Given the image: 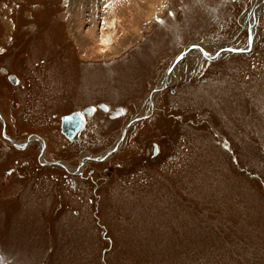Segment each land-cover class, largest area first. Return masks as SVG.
Returning <instances> with one entry per match:
<instances>
[{
  "label": "rangeland",
  "instance_id": "rangeland-1",
  "mask_svg": "<svg viewBox=\"0 0 264 264\" xmlns=\"http://www.w3.org/2000/svg\"><path fill=\"white\" fill-rule=\"evenodd\" d=\"M103 1L116 18L109 49L97 40L100 12L90 36L71 0H0L9 135L21 148L46 137L47 157L70 167L116 144L64 182L41 165L39 139L23 152L0 122V264H264V0ZM85 106V128L65 142L60 114Z\"/></svg>",
  "mask_w": 264,
  "mask_h": 264
},
{
  "label": "bare ground",
  "instance_id": "bare-ground-1",
  "mask_svg": "<svg viewBox=\"0 0 264 264\" xmlns=\"http://www.w3.org/2000/svg\"><path fill=\"white\" fill-rule=\"evenodd\" d=\"M11 0H9V2H10ZM27 1V0H26ZM59 2H60V0H58ZM64 1V0H63ZM109 1V0H108ZM111 1V0H110ZM109 1V2H110ZM113 1V0H112ZM115 1V0H114ZM118 1V0H117ZM125 1V0H124ZM129 1H131V0H129ZM138 1H141V0H138ZM146 1H148V0H146ZM158 1V0H157ZM9 2H5L4 4H8ZM13 2V1H12ZM11 2V3H12ZM49 2V1H48ZM137 2V1H136ZM136 2H133V4L135 3V5H137V3ZM161 2V1H160ZM18 3V2H17ZM21 3V2H20ZM54 3V2H53ZM115 3V2H114ZM138 3H140V2H138ZM142 3H144V2H142ZM142 3H141V5H142ZM14 4H15V2H14ZM56 4H58V2H56ZM61 4V3H60ZM71 4L73 5V9H74V11H73V13L72 14H74L73 15V17H77L78 19H79V21H80V24L79 25H87V30H86V32H87V34L88 35H90V36H93L94 34H96V33H94V26H95V22H96V20H97V18H98V15L100 14L101 16H102V25H101V27H99L100 28V38H97V40H99L98 42H100L101 43V45L102 44H106L105 45V47H106V49H109V47H107L108 45V43L103 39V36L105 35V30L107 29V31H108V29H110V30H115L116 28V18H112L111 20H108V19H106L105 17H109V16H106V15H108V13L111 11V7L110 6H112V5H109L108 6V3H105L104 4V1L103 0H71ZM125 4H127V3H125ZM160 4H162V3H160ZM9 5V4H8ZM37 5V4H36ZM40 5V4H39ZM39 5H37V6H39ZM50 5V4H49ZM115 5V4H114ZM145 4H143V6H144ZM155 5V4H154ZM7 6V5H6ZM11 6V5H10ZM62 6H65V5H62ZM71 6V5H70ZM101 6V10L99 9V7ZM108 6V7H107ZM120 7H119V9L118 10H122V8L124 9V6L125 5H119ZM128 6V5H127ZM133 6V5H132ZM258 6H260V5H258ZM4 7V6H3ZM18 7H21V5L20 6H17V8ZM36 7V6H35ZM50 7V6H49ZM51 7H55L54 5L53 6H51ZM61 7V6H60ZM128 7H130V5L128 6ZM136 7H138V5L136 6ZM136 7H134V8H136ZM159 7V6H158ZM2 8V7H1ZM5 8H7V7H5ZM26 8V7H25ZM32 8H33V6H32ZM31 8V10H34V9H32ZM37 8V7H36ZM39 8V7H38ZM40 8H41V5H40ZM56 8V7H55ZM140 8V7H139ZM143 8V7H142ZM142 8H140V9H142ZM259 7H256V8H254V12H252V18L251 19H253V21L254 20H256V18H257V11L259 12V9H258ZM11 9V7L9 8V10ZM19 9V8H18ZM26 9H28V8H26ZM42 9H43V7H42ZM42 9H39V11H42ZM48 9V8H47ZM66 9V8H65ZM69 9H70V7H69ZM63 10V9H62ZM61 10V11H62ZM68 10V9H67ZM113 10V9H112ZM129 10V9H128ZM138 10V9H137ZM161 10V9H160ZM12 11H13V9H12ZM16 13H18L19 11L18 10H14ZM18 11V12H17ZM27 11V10H26ZM35 11H37V10H35ZM49 11V10H48ZM69 11V10H68ZM140 12H144L143 10H139ZM15 12H14V17H15ZM46 11H43V13L44 14H46L45 13ZM58 12V11H57ZM100 12V13H99ZM113 12H117V11H113ZM121 12H123V11H121ZM135 12H136V10H135ZM138 12V11H137ZM161 12V11H160ZM20 13V12H19ZM21 13H22V11H21ZM32 13H34V11L32 12ZM38 13V12H37ZM39 13H41V12H39ZM59 13H60V11H59ZM63 13V12H62ZM61 13V16L64 14H62ZM66 13V12H65ZM118 13H119V11H118ZM127 13V12H126ZM5 14H7V12L5 13ZM13 14V13H12ZM30 14V13H29ZM42 14V13H41ZM53 14L55 15L56 13H54L53 12ZM138 14V13H137ZM32 15H34V16H36V14L34 13V14H32ZM38 15H40V14H38ZM53 15V16H54ZM105 17H104V16ZM145 15V14H144ZM2 16V15H1ZM41 16V15H40ZM40 16H39V20H40ZM45 18H46V16H48V15H43ZM59 16V15H58ZM72 16V15H71ZM153 16H155V15H153ZM152 16V17H153ZM9 17V16H8ZM22 17V16H21ZM114 17H116V16H114ZM131 17H133V16H131ZM140 17V16H139ZM6 18V17H5ZM10 18V17H9ZM16 18V17H15ZM30 18H32V20L31 21H33L34 20V18H36V17H30ZM55 18H57V17H54V19ZM64 18H66V17H64ZM68 19L70 18V17H67ZM119 18V17H118ZM124 18V17H123ZM19 19V18H18ZM21 19H23V18H21ZM38 19V18H37ZM67 19V20H68ZM72 20H73V18H71ZM70 19V20H71ZM130 19V18H129ZM225 19V18H224ZM8 20H10V19H8ZM27 20V19H26ZM25 20V21H26ZM55 20H58V19H55ZM69 20V21H70ZM38 21V20H37ZM36 21V22H37ZM47 21H48V19H47ZM69 21H68V24H69ZM117 21H119V20H117ZM19 22H20V19H19V21H18V23L17 24H19ZM39 22H42L41 20L39 21ZM44 22H45V20H44ZM43 22V23H44ZM76 22V21H75ZM74 22V23H75ZM100 22V23H101ZM128 22H129V20H128ZM10 23V22H9ZM33 23V22H32ZM35 23V22H34ZM43 23H40L41 25H45L46 27H47V24H43ZM46 23V22H45ZM48 23V22H47ZM61 23V22H60ZM62 23H63V21H62ZM61 23V24H62ZM74 23H73V25H71V26H74ZM85 23V24H84ZM1 24V23H0ZM28 24H29V20H28ZM36 24V23H35ZM38 24V23H37ZM67 24V25H68ZM10 25H13V22L11 21V23H10ZM20 25V24H19ZM39 25V24H38ZM78 25V26H79ZM9 26V25H8ZM45 26H44V28H45ZM55 26V25H54ZM119 25H117V27H118ZM122 26V25H121ZM129 26V25H128ZM142 26V25H141ZM1 27V26H0ZM4 27H6V25H4ZM16 27V26H15ZM21 27V26H20ZM19 27V28H20ZM26 27H28V26H26ZM30 27V26H29ZM69 27V26H68ZM84 27V26H83ZM47 28H49V27H47ZM54 28V27H53ZM78 28H80V26L78 27ZM78 28H76L77 29V31H78ZM82 28V27H81ZM123 28V27H122ZM129 28V27H128ZM1 29H3V28H1ZM0 29V30H1ZM9 29H12V27H10ZM9 29L7 30V31H9ZM125 29V28H124ZM46 30H48V32H49V29H46ZM52 30H54V29H52ZM52 30H50V31H52ZM137 30V27H135L134 28V31H136ZM6 31V32H7ZM26 31V30H25ZM40 31V30H39ZM71 31H73V30H71ZM128 31H129V29H125L124 31H123V33L121 34V35H123L125 38H127V37H129V34H127L128 33ZM133 31V32H134ZM255 31V27H254V25L252 26V28H251V33L253 34V32ZM13 32H14V30H13ZM26 32H28V31H26ZM40 32H42V30L40 31ZM44 32V31H43ZM47 32V33H48ZM115 32V31H114ZM137 32V31H136ZM15 34H16V32H14ZM121 33V32H120ZM142 33V32H141ZM4 34H6V33H4ZM3 34V35H4ZM42 35L44 34V33H41ZM49 34V33H48ZM51 35L53 34V32L52 33H50ZM84 34H85V32H84ZM84 34H82V36L80 37V41H81V43L82 44H84V40H83V42H82V39H85L86 37H84ZM137 34H138V32H137ZM27 35V34H26ZM40 35V34H39ZM47 35V34H46ZM54 35H56V34H54ZM71 35V34H70ZM69 35V36H70ZM88 35H85V36H87V37H90V36H88ZM120 35V36H121ZM132 35V34H131ZM139 35V34H138ZM9 36H10V34H9ZM12 36V35H11ZM14 36V35H13ZM24 35H22L21 36V39H23L22 37H23ZM50 36V35H49ZM73 36H74V33H73ZM252 36V35H251ZM31 37V36H30ZM34 37H36V35H34ZM54 37H58V36H53L52 38H51V40H54L55 38ZM98 37V36H97ZM37 39H41V37H36ZM42 38H43V36H42ZM73 38V37H72ZM75 38V37H74ZM76 38H78L77 36H76ZM122 38V37H121ZM124 38V39H125ZM9 38H7V40H8ZM14 39V38H13ZM20 39V38H19ZM28 39V38H27ZM136 39V38H135ZM17 40V39H16ZM29 40V39H28ZM28 40H26V41H24V42H29ZM50 40V38L47 40V41H49ZM90 40V39H89ZM23 41V40H22ZM34 41V40H33ZM33 41H32V43H33ZM36 41V40H35ZM40 41V40H39ZM42 41H44V43H45V39H43ZM91 41V40H90ZM18 42V41H17ZM54 42H59V41H57V39H55L54 40ZM78 42H79V40H78ZM86 42H88V40L86 41ZM97 42V41H96ZM126 42H128V41H126ZM136 42V41H135ZM5 43V42H4ZM10 43V42H9ZM43 43V44H44ZM19 44V43H18ZM27 44V43H26ZM58 44V43H57ZM79 44H80V42H79ZM78 44V45H79ZM85 44H87V43H85ZM5 45V44H4ZM25 45V44H24ZM46 45V44H45ZM54 45V44H53ZM248 45V44H247ZM247 45H245V46H241V48L243 49V48H246L247 47ZM15 46L17 47V45L15 44ZM18 46H20V44L18 45ZM30 46H32V45H30ZM39 46V45H38ZM109 46H111V45H109ZM2 47V46H1ZM4 47V46H3ZM103 47V46H102ZM26 48V47H25ZM82 48V47H81ZM86 48V47H85ZM238 48H240V47H238ZM2 49V48H1ZM9 49V48H8ZM13 49V48H12ZM57 49V48H56ZM89 49V48H88ZM93 49V48H92ZM103 49V48H102ZM106 49H104V51L106 50ZM111 49V48H110ZM3 50H5V48L3 49ZM7 50V49H6ZM8 51V50H7ZM20 51V50H19ZM19 51H18V53H19ZM25 52H26V50H24ZM89 51V50H88ZM93 51H94V49H93ZM99 51V50H98ZM103 51V50H102ZM103 51V52H104ZM46 52V51H45ZM45 52H43V53H41V54H45ZM56 52H58V51H56ZM92 52V51H91ZM115 52H117L116 50H115ZM2 53H6V52H2ZM60 53V52H59ZM92 53H94V52H92ZM102 53V52H101ZM206 54H202L203 56H205L206 58H207V55L208 54H211V56L210 57H212V55L214 54V52L213 53H208L207 51L205 52ZM218 54H219V52H217ZM7 54V53H6ZM14 54H16V53H14ZM12 55V56H15V55ZM25 54V53H24ZM54 54V53H53ZM103 54H105V53H103ZM222 54H224V53H222ZM221 54V55H222ZM228 54V53H227ZM20 55H22V53L20 54ZM52 55V54H51ZM56 58H57V60H59V57H58V54L56 53ZM2 56V55H1ZM17 56H19V55H17ZM16 56V57H17ZM65 56V55H64ZM225 56V55H224ZM235 56V55H234ZM9 57H10V55H9ZM20 57V56H19ZM18 57V58H19ZM50 57H52V56H48V59H50ZM55 57V56H54ZM170 57H172V56H170ZM8 58V57H7ZM6 58V59H7ZM11 58V57H10ZM24 58H26V57H24ZM46 58V57H45ZM198 58V57H197ZM47 59V58H46ZM53 59H55V58H53ZM197 60V59H196ZM200 60V59H199ZM62 62V61H61ZM65 62V61H64ZM63 62V63H64ZM196 62V61H195ZM180 65V63L178 64V66ZM175 66V65H174ZM3 68V67H2ZM58 68V67H57ZM3 71H7V69L5 68ZM174 70H172V72H173ZM176 71V70H175ZM170 73V74H168L167 75V79H166V82L165 83H163V81L162 82H160L161 84H162V86H164V84L165 85H168L169 84V82L171 81V78H172V74L173 73ZM15 77H16V75H15ZM166 77V76H165ZM16 79H17V81H18V78L16 77ZM17 81L15 82V83H17ZM12 83V82H11ZM159 82L158 83H156V88L158 87V85L160 84ZM159 93H161V92H159ZM157 94V91L155 90V91H153L152 93H151V100L153 101V98H154V96ZM161 95V94H160ZM104 104V103H103ZM259 104V103H258ZM256 105V104H255ZM255 105H253L254 107H255ZM260 106V105H259ZM258 106V107H259ZM263 106V105H262ZM264 107V106H263ZM145 108V107H144ZM220 110H221V108H219ZM144 110V109H143ZM251 110H252V108H251ZM259 110H261L260 108H259ZM264 110V109H263ZM71 111H73V110H71ZM71 111H69V112H71ZM81 111V110H80ZM152 111H153V109H152ZM69 112H66V113H64V114H68ZM144 113V112H143ZM63 114H60V116H59V119H58V125H60V118H61V116H62ZM249 115V114H248ZM262 115V114H261ZM260 115V116H261ZM87 116H90V115H87ZM263 116V115H262ZM82 117V116H81ZM263 118H264V116H263ZM83 120H82V124L84 125V117L82 118ZM259 119V118H258ZM261 120V119H260ZM263 121H264V119H262ZM131 121V120H130ZM142 120H140V122H141ZM0 122L2 123V126H3V124H4V136H5V138L7 139V141L11 144V141H13L14 143H16V140L14 139V138H12L10 135H9V133L7 132V130H6V125H7V123H6V121H5V119H4V116L2 115V113H1V111H0ZM129 122V121H128ZM247 122H249V121H247ZM257 122V121H256ZM137 123H139V122H137ZM124 125H126V124H124ZM250 125V124H249ZM254 125V124H253ZM262 127H263V122H262ZM1 126V125H0ZM250 127V126H249ZM252 127V126H251ZM82 128H83V126H82ZM82 128H81V130H79L76 134H75V136L73 137V139L72 140H74V138L76 137V136H78L81 132H82ZM264 128V127H263ZM1 129V128H0ZM122 129V128H121ZM252 129V128H251ZM123 130H124V127H123ZM250 130V129H249ZM256 131V130H255ZM1 134V133H0ZM120 134V133H119ZM31 137V138H30ZM63 138H64V141L66 142V141H69V140H67L64 136H63ZM4 139V138H3ZM5 139V140H6ZM28 142H27V145H26V148L25 149H23L22 151L23 152H25V151H28V150H30V147L32 146V144L34 143V141H36V140H38V138L35 136H33V135H31V136H29L28 138ZM119 139V138H118ZM2 140V139H1ZM5 140H3V141H5ZM124 140V139H123ZM129 140V139H128ZM131 140V139H130ZM18 141V140H17ZM40 143H38L39 144V146H38V151H41V149H42V151H41V153H42V155H41V158H40V162L43 164V165H45V166H48V167H50V165L51 164H53V163H50V162H55L56 161V159L54 158H52V159H50V158H48L47 157V151H48V139L46 138V137H44V136H42V137H40L39 138V140H38ZM127 141V140H126ZM21 142V141H20ZM126 143V142H125ZM128 143V142H127ZM131 143H132V141H131ZM131 143H130V145H131ZM16 144H18V142L16 143ZM129 145V146H130ZM13 146V145H12ZM113 146H115V145H113ZM111 147V146H110ZM135 147V146H134ZM13 148V147H12ZM125 148V147H124ZM18 149V148H17ZM107 149V151H108V149L109 148H106ZM126 149V148H125ZM128 149V148H127ZM117 150H118V148H117ZM116 151V150H115ZM105 152H106V150H105ZM123 152H124V150H123ZM122 151L121 152H119V153H117L118 155L120 154V153H123ZM104 153V152H103ZM103 153H101V154H103ZM111 153H113V152H110L109 153V155H108V157L106 156V159L105 160H107L108 158H109V156H111V155H114V153L113 154H111ZM133 155V154H132ZM96 155H91V154H83L80 158H79V160H80V167H84L87 163H89V161L93 158H96L95 157ZM140 156V155H139ZM112 157H114V156H112ZM111 157V158H112ZM116 157V156H115ZM117 158H119V157H117ZM128 158V157H127ZM60 160V159H59ZM101 163V162H100ZM138 162H136V164H137ZM126 164V163H125ZM62 165H63V168L65 167V169H67V170H70V171H75V169H76V166L75 167H70V166H68V164H66L65 162H63L62 161ZM130 166V165H129ZM139 173H141V172H139ZM97 183V182H96ZM108 183H110V182H108ZM117 184V183H116ZM96 185V184H95ZM113 185V184H112ZM74 188H76L75 186H74ZM98 188V187H97ZM75 191L77 190V189H74Z\"/></svg>",
  "mask_w": 264,
  "mask_h": 264
},
{
  "label": "water",
  "instance_id": "water-1",
  "mask_svg": "<svg viewBox=\"0 0 264 264\" xmlns=\"http://www.w3.org/2000/svg\"><path fill=\"white\" fill-rule=\"evenodd\" d=\"M189 47H191L190 45L185 47L184 52H180L176 57H174L173 59V64L176 62V60H178V58L183 55V53H186V51H188ZM230 50H235V51H240V50H246V49H240V48H230ZM234 51V52H235ZM214 56H217L218 54H213ZM172 64V65H173ZM8 79L10 80V82L15 83L16 82V77L13 74H9L8 75ZM164 82H166V78L164 79ZM159 88V87H158ZM135 119L131 120L130 122H128L125 127L123 132L126 130V128L134 121ZM4 127V124H3ZM60 127H61V132L69 139L72 140L73 137L75 136V134L82 128V118L79 112L77 111H72L68 114H64L61 116V123H60ZM5 137V136H4ZM40 138V137H39ZM38 138V139H39ZM121 140V137L118 139L117 143ZM17 143V142H16ZM13 141H11V144H13V146L15 145V147L17 148H21L22 145L16 144ZM113 150H116V144L115 146L111 147L108 149V151L106 150V152L104 151L103 154H101V156L96 157V158H103V156L108 155L110 152H112Z\"/></svg>",
  "mask_w": 264,
  "mask_h": 264
},
{
  "label": "flooded vegetation",
  "instance_id": "flooded-vegetation-1",
  "mask_svg": "<svg viewBox=\"0 0 264 264\" xmlns=\"http://www.w3.org/2000/svg\"><path fill=\"white\" fill-rule=\"evenodd\" d=\"M89 108V109H88ZM90 111V110H92V107H83L82 109H81V111H79V110H73V111H77V112H79L80 113V115L82 116L81 118H83L84 117V119H85V117L87 116V115H90V112H88V111ZM70 113V112H69ZM64 115V114H63ZM60 123H61V118H60ZM83 123V122H82ZM82 126H83V128H82V130L85 128V123H84V125L82 124ZM81 130V129H80ZM60 133L67 139V140H69L62 132H61V127H60ZM69 142L70 143H72V142H74V140H69ZM26 148V147H25ZM24 147L23 148H20V149H25ZM41 151H42V149H41ZM41 151H39L38 152V154H39V156H38V159H39V157H41ZM155 155V152H154V150H153V148H152V150H151V156H154ZM56 159V161L55 162H50V163H53V164H51L50 165V167L52 166V167H57V168H59V169H62L64 172L62 173V179H63V181L64 182H75V180H74V178H73V175L74 174H78V172L80 171V160H78V164L76 165V169H75V171H70V170H67V169H65V167L63 168V165H62V160L60 159H58V158H55ZM103 159H106V157H103V158H95V160H103ZM44 164V163H43ZM41 165H42V163H41ZM44 166V165H43ZM81 169H83V167H81ZM104 170H106V169H104ZM82 174V173H81ZM90 177H91V175H90ZM92 178V177H91Z\"/></svg>",
  "mask_w": 264,
  "mask_h": 264
},
{
  "label": "snow or ice",
  "instance_id": "snow-or-ice-1",
  "mask_svg": "<svg viewBox=\"0 0 264 264\" xmlns=\"http://www.w3.org/2000/svg\"><path fill=\"white\" fill-rule=\"evenodd\" d=\"M194 47H198V46L194 45ZM233 51H235V50H233ZM153 150H154V151H158V150H159L158 146H155V145H154V146H153Z\"/></svg>",
  "mask_w": 264,
  "mask_h": 264
},
{
  "label": "crops",
  "instance_id": "crops-1",
  "mask_svg": "<svg viewBox=\"0 0 264 264\" xmlns=\"http://www.w3.org/2000/svg\"><path fill=\"white\" fill-rule=\"evenodd\" d=\"M1 102V101H0ZM1 104L3 105V103L1 102ZM3 127V126H2Z\"/></svg>",
  "mask_w": 264,
  "mask_h": 264
},
{
  "label": "trees",
  "instance_id": "trees-1",
  "mask_svg": "<svg viewBox=\"0 0 264 264\" xmlns=\"http://www.w3.org/2000/svg\"><path fill=\"white\" fill-rule=\"evenodd\" d=\"M13 75H15L14 73H12Z\"/></svg>",
  "mask_w": 264,
  "mask_h": 264
}]
</instances>
